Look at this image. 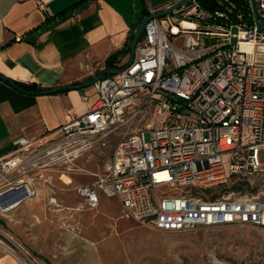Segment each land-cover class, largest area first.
Instances as JSON below:
<instances>
[{
    "label": "built area",
    "instance_id": "1",
    "mask_svg": "<svg viewBox=\"0 0 264 264\" xmlns=\"http://www.w3.org/2000/svg\"><path fill=\"white\" fill-rule=\"evenodd\" d=\"M248 1L247 14L232 0L212 9L189 0L161 16L150 8L132 60L96 78L87 111L68 108L60 136L21 134L0 155V211L35 196L39 180L56 204L60 187L43 171L82 170L80 158L103 153L128 126L104 172L73 187L78 209L104 193L120 198L122 217L159 230L264 227V191L253 184L264 175V27ZM254 3L264 25V0Z\"/></svg>",
    "mask_w": 264,
    "mask_h": 264
},
{
    "label": "crops",
    "instance_id": "2",
    "mask_svg": "<svg viewBox=\"0 0 264 264\" xmlns=\"http://www.w3.org/2000/svg\"><path fill=\"white\" fill-rule=\"evenodd\" d=\"M176 1L0 0V155L12 152L13 140L21 134L37 142L60 136L59 128L68 120L66 110L87 111L96 99V78L130 61L135 31L150 8L159 12ZM142 36L143 30L139 40ZM8 79L32 84L35 89L24 90ZM79 164L82 170L48 167L43 172L53 174L57 185L60 181L73 187L93 182L96 165L87 157L80 158ZM37 187L35 196L7 212L0 211V225L5 229L14 218L15 237L26 235L27 222H37V204L42 198L49 206L50 237L56 217L82 228V215L89 213L84 209L122 217L118 197L101 193L98 206L82 210L77 208L82 198L75 190L73 198L57 191V203L52 204L48 186L39 180Z\"/></svg>",
    "mask_w": 264,
    "mask_h": 264
},
{
    "label": "rangeland",
    "instance_id": "3",
    "mask_svg": "<svg viewBox=\"0 0 264 264\" xmlns=\"http://www.w3.org/2000/svg\"><path fill=\"white\" fill-rule=\"evenodd\" d=\"M127 127H120L110 136L103 153L91 157L96 166L90 181L96 179L95 174L104 172ZM260 159L264 161V151ZM253 184L264 191V175L256 177ZM58 185V192L70 198L76 196L73 184L60 181ZM37 205V222L24 225L23 238L15 237L13 217L8 228L0 225L8 237L0 233V240L6 243H0V264H264L263 226L201 225L164 231L119 215L106 216L84 209L89 213L82 215V228L56 217L54 236L50 237L48 202L42 198ZM29 225L34 226L33 230Z\"/></svg>",
    "mask_w": 264,
    "mask_h": 264
},
{
    "label": "water",
    "instance_id": "4",
    "mask_svg": "<svg viewBox=\"0 0 264 264\" xmlns=\"http://www.w3.org/2000/svg\"><path fill=\"white\" fill-rule=\"evenodd\" d=\"M189 0H177L176 2H174L172 5H170L168 8L164 9V10H161L159 12L156 13L157 16H161L163 14H166V13H171L173 10H175L176 8L180 7L182 4H184L185 2H187ZM251 2V5H252V9H253V14H254V19H255V22H256V25L259 27V28H263L264 25L261 24L259 21H258V12H257V9H256V6H255V3H254V0H250ZM152 16H147L138 26V28L136 29L135 31V34H134V37H133V40H132V43H131V50H132V56H131V59L133 58V55L135 53V49H136V45H137V42L139 40V37L142 33V30L144 28V25L145 23L151 18ZM61 88H64V87H55L53 89H61Z\"/></svg>",
    "mask_w": 264,
    "mask_h": 264
},
{
    "label": "trees",
    "instance_id": "5",
    "mask_svg": "<svg viewBox=\"0 0 264 264\" xmlns=\"http://www.w3.org/2000/svg\"><path fill=\"white\" fill-rule=\"evenodd\" d=\"M203 6L207 7V8H215L217 6H220L218 0H198ZM233 2H235L237 4L238 7H240L245 14L250 12V4L248 0H232ZM10 80L12 83H14L16 86H18L19 88L22 89H30V88H34L35 86L32 84H25L23 82H18L16 80H12V79H8ZM35 89V88H34ZM45 91V90H44ZM54 92V91H51Z\"/></svg>",
    "mask_w": 264,
    "mask_h": 264
},
{
    "label": "bare ground",
    "instance_id": "6",
    "mask_svg": "<svg viewBox=\"0 0 264 264\" xmlns=\"http://www.w3.org/2000/svg\"><path fill=\"white\" fill-rule=\"evenodd\" d=\"M184 24H186V25H190V23H189V22H187V21H186V22H184ZM66 180H67V182H68V183H70V182H71V180H70L69 178H67ZM3 234H4V233H3ZM4 235L6 236V234H4ZM6 237H7V236H6ZM8 249H9L10 251H13L11 248H8Z\"/></svg>",
    "mask_w": 264,
    "mask_h": 264
}]
</instances>
